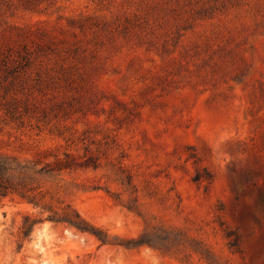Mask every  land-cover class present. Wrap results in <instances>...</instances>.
Listing matches in <instances>:
<instances>
[{"label":"rangeland","instance_id":"374dc122","mask_svg":"<svg viewBox=\"0 0 264 264\" xmlns=\"http://www.w3.org/2000/svg\"><path fill=\"white\" fill-rule=\"evenodd\" d=\"M0 47V153L87 160L46 187L115 243L5 198L0 264H264V0H0Z\"/></svg>","mask_w":264,"mask_h":264},{"label":"trees","instance_id":"16d2710c","mask_svg":"<svg viewBox=\"0 0 264 264\" xmlns=\"http://www.w3.org/2000/svg\"><path fill=\"white\" fill-rule=\"evenodd\" d=\"M2 1V0H1ZM0 61L6 71L10 72L18 65V59L3 53L0 47ZM8 85H0L4 90L2 100L9 102L7 97ZM9 114L10 119L14 116ZM88 161H80L79 157L69 152H63L62 158L53 155L52 161L22 160L18 157L0 153V199L17 198L20 202L30 205L36 210L38 216L26 215L23 217L20 227L22 239L28 237L37 224L49 221L54 224H62L76 232L93 236L101 245L110 244L108 235L101 229L87 222L68 203L54 199V195L46 187L48 183L58 181L64 173L74 172L79 168L87 166ZM146 244L141 237L131 239L120 246L134 248Z\"/></svg>","mask_w":264,"mask_h":264}]
</instances>
